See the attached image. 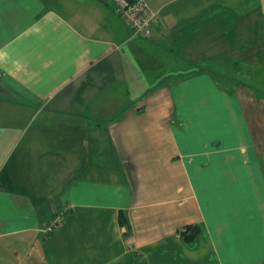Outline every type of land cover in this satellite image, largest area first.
Masks as SVG:
<instances>
[{
    "label": "crops",
    "instance_id": "0c3cea01",
    "mask_svg": "<svg viewBox=\"0 0 264 264\" xmlns=\"http://www.w3.org/2000/svg\"><path fill=\"white\" fill-rule=\"evenodd\" d=\"M231 1L146 0V38L112 0H0V264H264V92L209 66Z\"/></svg>",
    "mask_w": 264,
    "mask_h": 264
},
{
    "label": "rangeland",
    "instance_id": "374dc122",
    "mask_svg": "<svg viewBox=\"0 0 264 264\" xmlns=\"http://www.w3.org/2000/svg\"><path fill=\"white\" fill-rule=\"evenodd\" d=\"M240 8L243 16L236 13ZM227 13L231 50L213 54L209 66L218 70V82L228 89L242 84L264 92V0H232Z\"/></svg>",
    "mask_w": 264,
    "mask_h": 264
},
{
    "label": "built area",
    "instance_id": "2783aa9c",
    "mask_svg": "<svg viewBox=\"0 0 264 264\" xmlns=\"http://www.w3.org/2000/svg\"><path fill=\"white\" fill-rule=\"evenodd\" d=\"M116 12L132 27L134 34L150 38L155 33V26L159 18V11L150 7L146 0H112ZM64 208L57 211L43 228L44 233L52 231L59 220Z\"/></svg>",
    "mask_w": 264,
    "mask_h": 264
},
{
    "label": "trees",
    "instance_id": "16d2710c",
    "mask_svg": "<svg viewBox=\"0 0 264 264\" xmlns=\"http://www.w3.org/2000/svg\"><path fill=\"white\" fill-rule=\"evenodd\" d=\"M118 222H119V224L121 226H125L126 227V230L123 232L124 236L129 234V232H130V224H129L128 218L126 216V213L124 211H122V210L119 211ZM199 230H200V228H199V226L197 224H186L181 229L178 230V233L184 240L190 241L199 232ZM52 231H50L48 233H44L43 231L42 232L45 235H48Z\"/></svg>",
    "mask_w": 264,
    "mask_h": 264
}]
</instances>
